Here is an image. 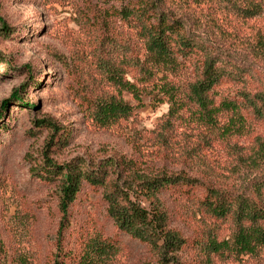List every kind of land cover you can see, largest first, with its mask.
Segmentation results:
<instances>
[{
  "label": "rangeland",
  "instance_id": "obj_1",
  "mask_svg": "<svg viewBox=\"0 0 264 264\" xmlns=\"http://www.w3.org/2000/svg\"><path fill=\"white\" fill-rule=\"evenodd\" d=\"M173 4L176 16L200 21L231 58L240 57L264 80V47L256 36H264V3L255 17L217 2ZM105 8L103 0H0V54L8 61L0 64V116L6 114L0 123V254H21L26 264H46L53 257L62 222L58 184L41 176L45 157L56 166L73 159L96 166L123 158L131 164L127 178L181 173L227 191L243 188L264 167V125L252 120L246 128L225 131V120L212 126L184 111L165 126L169 103L144 97L137 105L123 92L124 101L135 107L133 115L106 127L97 124L92 118L96 102L118 93L120 47L139 46L127 23ZM16 93L25 102L21 108ZM41 120L60 126L53 142L48 127L34 125ZM158 197L169 228L189 239L175 253L177 264H200L193 239L205 235L208 219L194 214L183 197ZM130 199L151 209L139 193L131 192ZM106 209L103 189L85 186L70 208L68 233L78 237L82 225L115 243L104 264H161L148 244L120 234ZM225 264H264V249Z\"/></svg>",
  "mask_w": 264,
  "mask_h": 264
},
{
  "label": "trees",
  "instance_id": "obj_2",
  "mask_svg": "<svg viewBox=\"0 0 264 264\" xmlns=\"http://www.w3.org/2000/svg\"><path fill=\"white\" fill-rule=\"evenodd\" d=\"M103 1L110 15L126 22L133 30L139 46L124 43L120 47L119 66L123 75L131 71L134 74L123 78L119 73L115 77L117 95L96 102L92 118L97 124L106 127L133 115L135 107L124 101L122 93L125 92L137 105L144 97L154 104L169 103L165 126L184 111L212 126L225 120V131L229 127L246 128L250 120L264 125V80L255 77L254 69L240 57L231 58L200 21L176 16L172 9L174 0ZM190 1L223 3L224 7L238 10L246 17L258 15L264 3V0ZM256 36L264 47V36ZM7 62L0 54V64L7 65ZM30 83L39 84L36 79ZM225 85L231 89L225 90ZM25 89L24 85L22 91ZM13 98L18 107L25 105L18 93ZM7 103L6 100L1 103L5 111ZM2 115L0 123L6 116ZM40 122L34 125L48 127L49 142H53L54 135L61 132L60 126L51 120ZM256 155L262 156L261 152ZM45 161L41 176L47 182H57L62 213L56 250L46 264H104L115 251L116 244L98 231L90 233L79 225L78 237L72 238L68 233L72 221L68 218L70 208L85 186L103 189L107 215L115 229L148 244L161 264H177L175 253L184 249L189 239L169 228L168 212L158 197L160 194L185 198L194 214L208 219L205 235L193 239L194 247L200 251V264L234 262L264 249V167L243 188L227 191L181 173L160 171L153 176L127 178L131 164L123 158L96 166L84 159H73L61 166H56L48 157ZM131 192L143 195L151 209L146 210L131 200ZM3 252L0 264H26L21 254Z\"/></svg>",
  "mask_w": 264,
  "mask_h": 264
}]
</instances>
